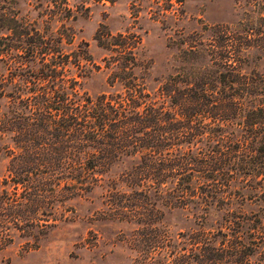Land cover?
Here are the masks:
<instances>
[{"label":"trees","instance_id":"16d2710c","mask_svg":"<svg viewBox=\"0 0 264 264\" xmlns=\"http://www.w3.org/2000/svg\"><path fill=\"white\" fill-rule=\"evenodd\" d=\"M30 1L33 20L0 7V204L28 202L37 232L40 205L51 229L73 210L66 201L101 188L98 215L138 226L129 241L138 264H253L264 255L263 216L253 213L264 192V54H250L264 49L251 23L264 11L242 29L216 27V45L190 39L191 54H177L155 87L136 54H109L108 90L91 94L83 83L101 65L68 47L79 8ZM9 206L1 223L19 220ZM172 213L189 226L173 233Z\"/></svg>","mask_w":264,"mask_h":264},{"label":"rangeland","instance_id":"374dc122","mask_svg":"<svg viewBox=\"0 0 264 264\" xmlns=\"http://www.w3.org/2000/svg\"><path fill=\"white\" fill-rule=\"evenodd\" d=\"M69 4L73 9L78 7L80 13L69 21L74 39L68 47L77 54L86 48V54L101 65L83 83L91 94L108 90L103 59L109 54H136L147 66V86L155 87V78L161 79L174 70L177 54H191L185 51L190 39L199 38L205 48L209 42L216 45L209 35L216 27L239 21L242 29L248 14L264 11V0H69ZM1 6L17 10L19 16L29 20L37 15L30 0H0ZM251 23L254 38L264 41V22L254 18ZM250 54H264V49H254ZM124 166L115 170L119 172ZM3 174L0 163V178ZM259 189L264 191V186ZM101 191L96 188L86 198L66 201L65 209L70 206L73 210L62 209L64 214L51 229L43 225L40 205L36 210L38 225L34 227L37 232L28 225L32 214L28 202L0 204V214L7 213L10 204L20 214L16 223L10 217V221L1 223L0 218V264H138L129 242L138 226L98 215ZM257 200L261 207L253 213L263 216L260 222L264 226V192ZM165 222L173 233L190 224L177 213L168 214ZM252 262L264 264V255L257 254Z\"/></svg>","mask_w":264,"mask_h":264}]
</instances>
